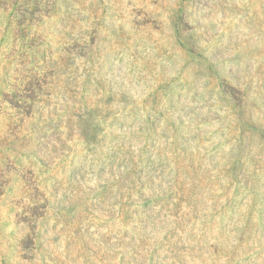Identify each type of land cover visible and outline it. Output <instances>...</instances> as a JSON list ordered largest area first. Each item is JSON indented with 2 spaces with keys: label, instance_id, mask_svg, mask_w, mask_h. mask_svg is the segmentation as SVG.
<instances>
[{
  "label": "rangeland",
  "instance_id": "rangeland-1",
  "mask_svg": "<svg viewBox=\"0 0 264 264\" xmlns=\"http://www.w3.org/2000/svg\"><path fill=\"white\" fill-rule=\"evenodd\" d=\"M0 264H264V0H0Z\"/></svg>",
  "mask_w": 264,
  "mask_h": 264
}]
</instances>
